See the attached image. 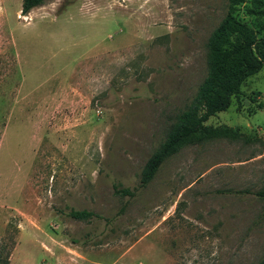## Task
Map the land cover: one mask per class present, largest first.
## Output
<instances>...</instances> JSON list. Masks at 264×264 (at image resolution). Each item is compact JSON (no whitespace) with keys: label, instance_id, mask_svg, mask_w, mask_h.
Masks as SVG:
<instances>
[{"label":"rangeland","instance_id":"obj_1","mask_svg":"<svg viewBox=\"0 0 264 264\" xmlns=\"http://www.w3.org/2000/svg\"><path fill=\"white\" fill-rule=\"evenodd\" d=\"M22 1L0 0V264H259L264 68L140 186L228 0ZM252 1L235 15L261 38Z\"/></svg>","mask_w":264,"mask_h":264},{"label":"trees","instance_id":"obj_2","mask_svg":"<svg viewBox=\"0 0 264 264\" xmlns=\"http://www.w3.org/2000/svg\"><path fill=\"white\" fill-rule=\"evenodd\" d=\"M45 0H23L21 12L28 14L43 5ZM245 0H228L227 13L208 40L207 75L199 86L191 104L178 116L165 140L151 155L140 176V186L147 187L161 166L181 149L197 142L210 140L219 134L217 128L208 127V120L228 110L232 99L241 94L243 84L264 68V35L235 13ZM251 14L264 16V0H253ZM262 107V105H260ZM117 194L134 196L130 189L117 190ZM264 200V188L256 193ZM75 220H88L94 213L72 210ZM259 264H264V257Z\"/></svg>","mask_w":264,"mask_h":264},{"label":"bare ground","instance_id":"obj_3","mask_svg":"<svg viewBox=\"0 0 264 264\" xmlns=\"http://www.w3.org/2000/svg\"><path fill=\"white\" fill-rule=\"evenodd\" d=\"M40 8V7H39ZM31 15V17H28V15L26 16V17H24L25 18V20H27V21H32L33 19H32V17H33V14H30ZM35 15V14H34Z\"/></svg>","mask_w":264,"mask_h":264}]
</instances>
